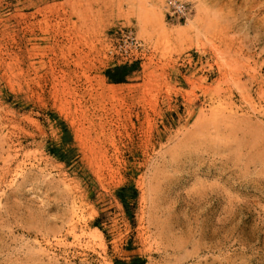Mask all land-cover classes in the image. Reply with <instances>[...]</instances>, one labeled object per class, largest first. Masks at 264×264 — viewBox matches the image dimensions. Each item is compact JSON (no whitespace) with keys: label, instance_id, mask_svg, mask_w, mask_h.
<instances>
[{"label":"rangeland","instance_id":"rangeland-1","mask_svg":"<svg viewBox=\"0 0 264 264\" xmlns=\"http://www.w3.org/2000/svg\"><path fill=\"white\" fill-rule=\"evenodd\" d=\"M186 1L0 0V264H264V0Z\"/></svg>","mask_w":264,"mask_h":264},{"label":"built area","instance_id":"built-area-1","mask_svg":"<svg viewBox=\"0 0 264 264\" xmlns=\"http://www.w3.org/2000/svg\"><path fill=\"white\" fill-rule=\"evenodd\" d=\"M161 3L164 15L169 22H187L193 15V7L186 0H157ZM115 34L118 31L114 32ZM120 35L123 40L121 45V56L126 60L125 62H133L142 57L139 54L146 50L145 43L140 40L134 33L132 28L120 29Z\"/></svg>","mask_w":264,"mask_h":264},{"label":"trees","instance_id":"trees-1","mask_svg":"<svg viewBox=\"0 0 264 264\" xmlns=\"http://www.w3.org/2000/svg\"><path fill=\"white\" fill-rule=\"evenodd\" d=\"M123 69H125V67H118L115 72L110 69L108 71H106V75L114 82H121L123 80V77H116L117 73H120V71H122ZM138 196V191L137 189L132 186V187H121L118 191H117V197L120 200V202L123 204L126 213L129 215L130 218H133L134 216V205H130L129 203V199H133L135 200ZM101 219L98 218L96 220V225L97 226H101L100 223ZM146 263V259L139 256V255H132L131 259L126 260V259H115V264H145Z\"/></svg>","mask_w":264,"mask_h":264}]
</instances>
